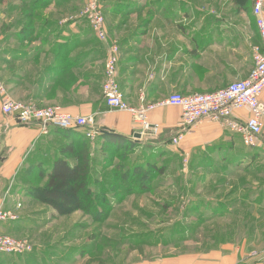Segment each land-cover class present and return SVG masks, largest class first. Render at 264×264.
Masks as SVG:
<instances>
[{"label":"crops","instance_id":"0c3cea01","mask_svg":"<svg viewBox=\"0 0 264 264\" xmlns=\"http://www.w3.org/2000/svg\"><path fill=\"white\" fill-rule=\"evenodd\" d=\"M69 3L55 0L47 4V10L54 11L46 12L32 32L0 36V78L17 100L93 115L99 129L132 139L140 134L139 141L151 138L159 147L171 144L181 131V109L165 106L150 112L151 124L158 126L155 137L142 132L128 111L110 109L102 85L111 45L116 42L119 48L120 89L126 102L137 107L173 92H212L247 78L254 65L252 47L261 42L254 0H155L154 17L138 22L139 30L132 29L137 21L119 20L116 16L121 14L105 4L108 41L98 39L87 21L78 17L82 5ZM51 22L60 26L52 27ZM236 116L246 118L249 113L239 111ZM0 124L5 126L0 132V205L15 209L17 201L22 204L17 210L19 218L1 224L0 232L30 237L34 244L29 255L0 253V264H115L114 252L110 256L103 250L109 245L100 249L95 236L82 237L83 223L78 219L83 211L61 216L29 193L31 186L46 184L59 158L76 165V159L64 149L78 144L79 138L87 141L86 129H79L80 137L55 128L45 133L39 124H19L1 111ZM182 144L188 153L206 154L208 160L228 161L233 156L264 170V132L258 145L245 147L239 135L204 119L187 132ZM260 175L254 199L243 200L254 203V216L264 218V171ZM32 180H45V184ZM223 213L231 216L237 211ZM260 230L257 228L254 241L235 240L210 249L196 248L194 235L182 241L175 238L156 245L165 248L164 253L136 257L124 264H264V238L259 239L264 227Z\"/></svg>","mask_w":264,"mask_h":264},{"label":"rangeland","instance_id":"374dc122","mask_svg":"<svg viewBox=\"0 0 264 264\" xmlns=\"http://www.w3.org/2000/svg\"><path fill=\"white\" fill-rule=\"evenodd\" d=\"M35 1L37 0H0V36L14 31L22 33L29 24L32 26L36 23V28L41 25L40 20L46 12L54 11V8L47 10V7L27 9ZM154 1L100 0L102 5L110 4L121 14L116 16L119 20L137 21L132 25L134 30L140 29L138 22L154 17ZM13 3H23L26 7L11 10ZM77 3L83 7L84 0H70L69 4ZM29 12L35 16L28 18L23 25L15 26L14 21ZM67 12L71 13L70 10ZM70 15L72 14H65L64 17H71ZM13 23L14 26L6 28ZM7 89L12 95L8 87ZM4 128L0 124V132ZM150 140L151 138L147 142L137 141L138 144L132 151L110 149L112 146L107 145L104 147L101 139L91 141L89 160L94 165L92 174L99 179L103 177L120 182V175L115 169L118 165H123L124 171L147 161L156 166L151 191L140 193L134 188L129 194L122 193L121 202L114 201L117 205L105 221L95 222L83 213L78 220L80 225L83 223L81 235L85 240L95 236L100 249L109 245L108 249L103 250L110 256L114 252L115 264L136 261V257L164 253L165 248H156L158 243L167 244L175 241V238L182 241L192 235L196 240V248L210 249L235 240L254 241L257 228L261 231L260 228L264 227V218L254 216V203H247L243 199H254V192L262 178L260 174L264 170L254 169L249 160L239 162L233 156L228 161L220 158L208 160L206 154L188 153L182 143L158 147L156 142ZM241 144L246 147L242 140ZM256 177L257 182H254ZM32 181L38 185L45 184V180ZM30 188L29 193H35L33 186ZM229 210L237 211V214L229 216L223 213ZM263 236L259 235V239L264 238ZM19 238L31 240L27 236ZM110 246H113V250ZM182 250L183 248L180 249ZM166 252L170 253L171 250Z\"/></svg>","mask_w":264,"mask_h":264},{"label":"built area","instance_id":"2783aa9c","mask_svg":"<svg viewBox=\"0 0 264 264\" xmlns=\"http://www.w3.org/2000/svg\"><path fill=\"white\" fill-rule=\"evenodd\" d=\"M253 14L261 42L252 47L253 67L247 78L230 83L228 86L206 93H171L167 97L132 106L126 102L118 83L119 48L114 42L109 48L105 63L103 95L110 109L128 111L133 121L140 125L142 132L156 136L158 126L152 125L149 114L159 107L176 106L181 109V131L172 137L171 143L180 145L187 132L204 119L220 123L224 128L240 136L247 147L258 145L264 132V0H254ZM85 19L96 37L108 41L106 19L100 0H84L78 16ZM0 111L13 117L19 124L37 123L43 132L50 128L74 129L85 127V136L94 141L99 135L93 115L74 114L60 105L40 106L32 102L15 99L9 94L0 78ZM239 111H247L246 118L237 117ZM9 193V192H8ZM7 193V194H8ZM22 207L16 202L15 209L0 205V225L19 218L17 210ZM34 250V244L27 238H19L0 232V253L5 255H25Z\"/></svg>","mask_w":264,"mask_h":264},{"label":"trees","instance_id":"16d2710c","mask_svg":"<svg viewBox=\"0 0 264 264\" xmlns=\"http://www.w3.org/2000/svg\"><path fill=\"white\" fill-rule=\"evenodd\" d=\"M51 1L55 0H37L35 1L36 3H32L27 9H41ZM60 1L63 2V0ZM22 7H26V5L23 3H13L10 9L17 10ZM37 14L43 17L42 13L38 12ZM34 16L33 13H27V15L14 21L15 26L23 25L28 18L31 19ZM50 24L52 27L55 25L60 26L59 22H57V24L51 22ZM12 26H14V23L6 28L8 29ZM33 29H35V26L29 24L21 34L32 32ZM79 129L85 130L86 128L78 127L74 129L57 130L75 133V135H78L77 137H80L83 133H81ZM98 137V139H101L102 141V146H112L110 149L115 150L132 151L135 149L138 142H140L138 139L114 134L104 128L99 129ZM88 140L86 141L79 138V140L77 139L79 142L78 144H69L64 149L65 152L68 154L70 153L71 156L76 159V165L71 166L68 159L59 158L55 162L52 171L48 174L46 184L42 187H33V189L36 198H39L43 203L52 206L61 216L69 215L74 211L81 210L93 221L103 222L108 218L110 212L117 205L114 201L117 203L121 202L123 196L122 193L129 194L134 188L140 193L151 191L153 172L156 165L147 161L145 164H137L133 167H129L126 171L123 170V165H118L115 169L117 171L116 173L120 175V182L110 180L109 178L104 179L103 177L102 179H99V177H94L92 174L94 165L92 166L89 160L88 154L90 153L89 146L91 145V142ZM33 252L34 250L31 253Z\"/></svg>","mask_w":264,"mask_h":264},{"label":"water","instance_id":"95a60500","mask_svg":"<svg viewBox=\"0 0 264 264\" xmlns=\"http://www.w3.org/2000/svg\"><path fill=\"white\" fill-rule=\"evenodd\" d=\"M135 137L139 138L140 137V134L135 135Z\"/></svg>","mask_w":264,"mask_h":264}]
</instances>
